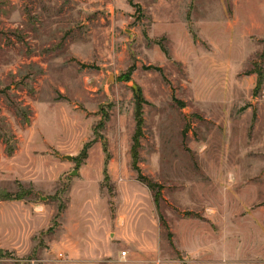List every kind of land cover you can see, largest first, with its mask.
<instances>
[{"label":"rangeland","instance_id":"rangeland-1","mask_svg":"<svg viewBox=\"0 0 264 264\" xmlns=\"http://www.w3.org/2000/svg\"><path fill=\"white\" fill-rule=\"evenodd\" d=\"M0 264H264V0H0Z\"/></svg>","mask_w":264,"mask_h":264},{"label":"trees","instance_id":"trees-1","mask_svg":"<svg viewBox=\"0 0 264 264\" xmlns=\"http://www.w3.org/2000/svg\"><path fill=\"white\" fill-rule=\"evenodd\" d=\"M260 74V73H258ZM259 81H258V85L257 88L255 90V93L261 88L262 84H263V80L261 77V74L259 76ZM256 95V94H255ZM136 121H137V134L134 140V146L132 148V163H133V169L139 174V180L141 182H143L144 184H146L150 189H154L156 188V184L152 183L151 181H149L148 179H145V177H143L142 173H141V169L139 167V162H140V149H141V137H142V133H143V126H144V118H143V114L142 111L140 110V108H138V111L136 113ZM84 156V158H87V148L84 149V153L82 154ZM81 162V159H80ZM160 198H161V194H157L156 195V204L159 205L160 202ZM16 200H23V196H16Z\"/></svg>","mask_w":264,"mask_h":264},{"label":"water","instance_id":"water-1","mask_svg":"<svg viewBox=\"0 0 264 264\" xmlns=\"http://www.w3.org/2000/svg\"><path fill=\"white\" fill-rule=\"evenodd\" d=\"M65 159L71 161L73 158L69 156V157H65ZM74 174H76V173H73V175H74Z\"/></svg>","mask_w":264,"mask_h":264},{"label":"built area","instance_id":"built-area-1","mask_svg":"<svg viewBox=\"0 0 264 264\" xmlns=\"http://www.w3.org/2000/svg\"><path fill=\"white\" fill-rule=\"evenodd\" d=\"M123 256H124V257H127V253H123Z\"/></svg>","mask_w":264,"mask_h":264},{"label":"crops","instance_id":"crops-1","mask_svg":"<svg viewBox=\"0 0 264 264\" xmlns=\"http://www.w3.org/2000/svg\"><path fill=\"white\" fill-rule=\"evenodd\" d=\"M57 163H58V161H57ZM57 167H58V165H57ZM103 250H101V252H102Z\"/></svg>","mask_w":264,"mask_h":264}]
</instances>
